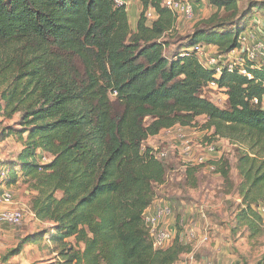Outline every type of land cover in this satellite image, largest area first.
<instances>
[{
    "label": "trees",
    "instance_id": "16d2710c",
    "mask_svg": "<svg viewBox=\"0 0 264 264\" xmlns=\"http://www.w3.org/2000/svg\"><path fill=\"white\" fill-rule=\"evenodd\" d=\"M138 1L132 29L126 5L115 0H0V102L20 126L5 137L16 135L23 147L0 180L22 178L36 193L32 212L54 225L50 242L62 264H177L191 251L179 233L170 246H154L144 217L167 166L147 142L201 117L251 148L237 159L238 222L253 234L263 222L264 68L249 63L251 78L237 71L218 78L189 52L200 44L223 55L239 49L245 19L261 6L209 0L215 11L187 39L186 55L169 59L177 15L164 0ZM211 83L227 96L225 109L204 96ZM211 166L231 181L229 161ZM186 172L194 178L197 169Z\"/></svg>",
    "mask_w": 264,
    "mask_h": 264
},
{
    "label": "rangeland",
    "instance_id": "374dc122",
    "mask_svg": "<svg viewBox=\"0 0 264 264\" xmlns=\"http://www.w3.org/2000/svg\"><path fill=\"white\" fill-rule=\"evenodd\" d=\"M124 1L131 28L135 29L142 6L137 0ZM249 1L250 5H256L254 8L261 7L252 10L250 18L243 23L246 27L242 36L246 41L245 52L240 48L231 58L235 61L242 56L247 67L251 63L248 56L254 53L255 59L252 60L255 67L264 68V50L261 48L264 47V0ZM192 3L193 16L187 18L177 15L176 27L169 38L167 37L170 46L166 56L169 59L183 51L187 39L197 28H203L202 21L207 20L215 11L209 0H194ZM198 4L203 5L200 11L195 8ZM245 5L247 6V1L242 6ZM203 46L207 57L218 55L219 52L214 47ZM205 67L209 68L208 65ZM220 76L217 75L218 78ZM204 96L221 109L226 108L227 96L218 87L206 89ZM10 127L20 129L19 116L8 119L0 102V177L4 176L10 162L15 161L23 151L16 135L5 137ZM147 146L157 151L158 157H167L164 161L167 166L165 184L155 188V206L172 209V216L168 218L166 225L175 236L179 233L187 237L191 231L197 236L191 242L186 240L185 243L191 247V251L183 255L178 264H263L264 217L257 234H253L245 222H238L241 199L237 187L241 179L236 165L241 151L252 153L248 144L239 139L217 135L213 127H208L207 119L201 117L191 127L177 126L162 132L151 138ZM222 158L230 163L229 183L209 169L210 163H217ZM190 167L197 169L194 178L186 172ZM9 180L10 177L0 180V190L11 191L14 202L11 206L0 204V212L9 208L21 209L24 219L19 227L0 220V264H62L61 249L50 242L54 225L48 220L37 219L32 212L31 201L36 193L22 178L18 184L12 185L7 184ZM40 233V242L32 245L25 243L26 239ZM203 235L208 237L204 244L200 243Z\"/></svg>",
    "mask_w": 264,
    "mask_h": 264
},
{
    "label": "built area",
    "instance_id": "2783aa9c",
    "mask_svg": "<svg viewBox=\"0 0 264 264\" xmlns=\"http://www.w3.org/2000/svg\"><path fill=\"white\" fill-rule=\"evenodd\" d=\"M119 5H125L126 3L124 1L115 0ZM194 0H187L186 2H181L178 0H164V6L171 10L176 15H182L184 17L190 18L193 16L194 13ZM146 17L148 20L153 21L156 18L155 12L153 10H149L146 14ZM242 46L241 51L245 52V39L242 38ZM239 48V49H240ZM264 50V47H261ZM233 50L229 54L223 55L221 53L216 54L213 57H207V55L204 54V46L203 45H197L194 49L189 50V52L194 51L199 56V59L201 63L206 66L208 65L210 69H213L218 76L222 74L223 71H227L228 73H234L239 72L243 76H248L251 78V76L248 74V70L246 69V64L243 59V57H238L237 60H233L231 58L234 56V54L239 50ZM187 51H182L181 56H185ZM251 58V59H250ZM249 62L253 63L254 53L251 56H248ZM253 59V60H252ZM238 62V63H236ZM254 64V63H253ZM239 66V68L237 67ZM217 77V76H216ZM217 85L215 83H211L209 88L215 89ZM255 104H258V100L254 101ZM161 156V155H160ZM163 158H167L166 156H163ZM209 169L215 171V167L211 166ZM5 175V173H4ZM14 202V195L11 191L0 190V204H5L8 206H11ZM260 214L262 217H264V205L260 207ZM172 216V209L170 207H164V206H155V204L150 207L146 213H145V223L147 227L149 228L150 235L153 239V243L156 249L166 248L172 244V242L175 240V235L173 234V231L170 229L169 226L166 225V221L168 218ZM0 220L8 225H21L23 221V211L21 209H13L9 208L6 210H3L0 212ZM183 223V222H182ZM182 228L184 229V225H182ZM196 233L194 231H191L189 233V236L183 237L180 236V242L186 244L187 241H192L196 239ZM208 240L207 235H203L200 238V243L204 244ZM190 244V243H189Z\"/></svg>",
    "mask_w": 264,
    "mask_h": 264
},
{
    "label": "crops",
    "instance_id": "0c3cea01",
    "mask_svg": "<svg viewBox=\"0 0 264 264\" xmlns=\"http://www.w3.org/2000/svg\"><path fill=\"white\" fill-rule=\"evenodd\" d=\"M124 1V0H123ZM138 1V0H137ZM125 2V1H124ZM203 7V5L201 4H198V5H195V8L200 11V9ZM137 22V21H136ZM183 50H186L185 48ZM178 264V263H177ZM180 264V263H179Z\"/></svg>",
    "mask_w": 264,
    "mask_h": 264
}]
</instances>
